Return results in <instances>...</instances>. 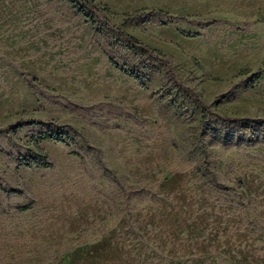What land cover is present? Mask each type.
<instances>
[{
  "label": "rangeland",
  "instance_id": "obj_1",
  "mask_svg": "<svg viewBox=\"0 0 264 264\" xmlns=\"http://www.w3.org/2000/svg\"><path fill=\"white\" fill-rule=\"evenodd\" d=\"M96 1L0 0V264H264V0Z\"/></svg>",
  "mask_w": 264,
  "mask_h": 264
},
{
  "label": "trees",
  "instance_id": "obj_2",
  "mask_svg": "<svg viewBox=\"0 0 264 264\" xmlns=\"http://www.w3.org/2000/svg\"><path fill=\"white\" fill-rule=\"evenodd\" d=\"M71 3H73L79 10V12L88 19L92 23L93 28L96 30H101V25L105 24L106 20L108 19V15H114L115 12L106 4L98 3L96 0H67ZM140 10H135L133 12H127L125 13V18L128 19L130 17L135 16L137 13H139ZM162 12V11H160ZM118 32L124 37L126 45L128 48L137 55H151L162 62L166 64V66L169 68L170 63L168 60L164 59L165 54L154 47H151L147 44H144L142 41L139 40L135 35L130 34L128 32H123L118 30ZM110 61L116 68L120 69L125 74L134 77L135 79L142 82V75L141 73L134 68H124L121 67L117 62H115L113 57H110ZM242 73H249V70H243ZM262 74V71H259L254 75L255 79L260 78ZM171 77L174 78V74L171 73ZM36 80V79H34ZM187 91L192 95L195 104L202 110L204 115L211 114L212 112L210 109L205 106L200 98L190 89L187 88ZM235 120V119H234ZM45 140H56L60 142H64L65 139L63 136L51 132H42L38 136V138L35 139L34 144L36 147V150H31L29 154H25L20 156V161L24 164H27V166H43V167H52V163L49 161L48 154L40 147V143ZM29 206H21V210H27Z\"/></svg>",
  "mask_w": 264,
  "mask_h": 264
}]
</instances>
